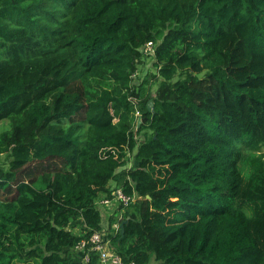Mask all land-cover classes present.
Returning a JSON list of instances; mask_svg holds the SVG:
<instances>
[{
  "label": "trees",
  "instance_id": "trees-1",
  "mask_svg": "<svg viewBox=\"0 0 264 264\" xmlns=\"http://www.w3.org/2000/svg\"><path fill=\"white\" fill-rule=\"evenodd\" d=\"M4 121L0 264H264V0H0Z\"/></svg>",
  "mask_w": 264,
  "mask_h": 264
},
{
  "label": "built area",
  "instance_id": "built-area-1",
  "mask_svg": "<svg viewBox=\"0 0 264 264\" xmlns=\"http://www.w3.org/2000/svg\"><path fill=\"white\" fill-rule=\"evenodd\" d=\"M152 48V43H148L146 50L150 51ZM115 195L117 199L122 201L126 207L128 206L130 203V198L127 197L121 189H117ZM103 202L104 204L111 203L112 205L111 200L107 199ZM114 228L118 229L119 226L115 225ZM88 245H90V251H95L99 254L101 264H126L122 257L111 248V242L107 239V234L104 231L94 232L89 241L82 242L79 249H85ZM85 260H88V256H86Z\"/></svg>",
  "mask_w": 264,
  "mask_h": 264
},
{
  "label": "rangeland",
  "instance_id": "rangeland-1",
  "mask_svg": "<svg viewBox=\"0 0 264 264\" xmlns=\"http://www.w3.org/2000/svg\"><path fill=\"white\" fill-rule=\"evenodd\" d=\"M144 60L145 61L143 62V64L141 65V67L139 69L140 80H138V81H140V82L142 81L143 82L145 79H147V81L152 82V80H154V79L152 78L151 74L157 73V70L153 67L151 59L144 58ZM240 69H242L243 71H239V73L242 74L243 76H246L248 71H252L253 70V66L247 64V65H245L244 67H242ZM139 115H140V112L137 113V117ZM8 128H9V122L8 121L2 122L0 124V134H1V132H3L4 130H6ZM134 155H135V153H133L131 155V158H130V162L132 164H133V161H134ZM111 184H112V186H114L115 182L112 181ZM113 204H114L113 217L115 218V222H114L115 224L113 223V227H114L115 225L119 226V224L117 222H119V220L122 219L124 210L120 209V206H119V205H121L120 203L117 204L116 201H113L112 205ZM112 205H111V203L110 204H104V202H99V204L97 205L99 210L102 212V214H104L103 215V220H102V223H103L102 226L106 229V233H109L110 226H111L110 220H111L112 217H110V215L106 214V211L104 210V207L105 208L106 207H111ZM171 217H179L180 218L179 215H172ZM116 219H117V221H116Z\"/></svg>",
  "mask_w": 264,
  "mask_h": 264
},
{
  "label": "crops",
  "instance_id": "crops-1",
  "mask_svg": "<svg viewBox=\"0 0 264 264\" xmlns=\"http://www.w3.org/2000/svg\"><path fill=\"white\" fill-rule=\"evenodd\" d=\"M119 172H121V170ZM118 178H120L121 180L124 179L123 172H121L119 174ZM116 186H117V182H115V185L112 187V189L115 188ZM113 209H114V204L111 207H106V208L104 207V210L106 211V214L107 215H110V217H113ZM104 232L106 233V229H104ZM106 234H108V233H106Z\"/></svg>",
  "mask_w": 264,
  "mask_h": 264
},
{
  "label": "water",
  "instance_id": "water-1",
  "mask_svg": "<svg viewBox=\"0 0 264 264\" xmlns=\"http://www.w3.org/2000/svg\"><path fill=\"white\" fill-rule=\"evenodd\" d=\"M148 108L150 109V110H152V108H153V101H149V103H148ZM140 124H141V119H139L138 120V127L140 126ZM150 198V197H149ZM126 222H124L120 227H121V233L122 234H124V224H125Z\"/></svg>",
  "mask_w": 264,
  "mask_h": 264
}]
</instances>
